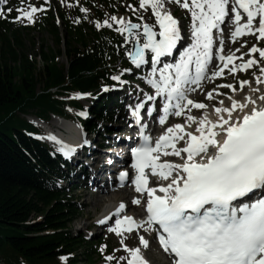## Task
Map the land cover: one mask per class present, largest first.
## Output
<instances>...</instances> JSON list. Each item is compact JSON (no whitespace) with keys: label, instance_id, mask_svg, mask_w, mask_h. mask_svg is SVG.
Instances as JSON below:
<instances>
[{"label":"snow or ice","instance_id":"obj_1","mask_svg":"<svg viewBox=\"0 0 264 264\" xmlns=\"http://www.w3.org/2000/svg\"><path fill=\"white\" fill-rule=\"evenodd\" d=\"M64 2L61 0V3ZM138 2L139 9H151L159 26L158 32L154 30V25L133 23L130 19L115 15L102 22L97 21L95 27L112 28L115 23L119 25L115 29L117 32L127 34L126 40L135 38L134 51L126 50V54L137 69L151 63L147 83L156 90L157 96H163L166 101L159 123L164 124L170 114L177 117L186 115L189 126L192 123L197 125L195 132L198 135L185 131L181 124H174L153 143L150 135L143 134L146 125L141 124L142 142L131 148V167L135 177L130 182L137 193L147 194V219L138 223L132 216L119 218L126 207L121 203L116 211L118 218L115 226L109 227L108 231L121 236L124 232L131 233L148 225V230L158 233L163 250L173 255L174 264H264V103L257 104L251 97L246 98V102L229 97L232 100L230 107L223 106V101H220V106L215 108V121L209 120L206 114L198 119L185 113V109L191 111L189 105L196 109L206 108L205 104L188 98L187 86L191 84L200 87L201 81L207 77L208 65L213 59L214 30L222 32V25H234L231 31L233 41L245 35H256L258 39H264V0ZM24 3L25 0H21V4ZM168 4L180 5L191 16L192 42L179 52V59L175 62L162 60L173 56L182 39L180 20L172 15L166 7ZM132 10L136 11L135 8ZM11 11L12 8L7 9V12ZM16 11L18 15L14 20L33 23L35 13L44 11V7L37 8L28 4L27 8L21 6ZM81 11L87 13L89 9L81 7ZM4 15V10L0 9V17ZM138 19L143 20L144 17L139 16ZM141 29L144 39L142 44L138 31ZM249 52L259 53V57L264 59L262 48L253 45ZM219 53L218 59L223 66L213 70L209 79L223 76L224 69L236 59L234 54H222V40ZM258 63L255 58H250L239 66L234 65L229 71L235 73L237 68L247 70ZM161 64L162 67H157ZM131 71L130 68L123 69L120 75H113L111 79L121 85L128 84L121 76ZM259 71L264 74V66ZM248 83L247 80L242 81L241 88ZM257 83L264 81L257 77ZM222 86L235 91L232 84ZM102 90L107 92L109 88L105 86ZM213 91L215 89L206 94L208 99H213ZM145 98L148 101L155 99L147 93ZM258 99L264 102V94ZM249 104L252 107L245 111ZM129 107L132 117L140 121L145 104L137 103ZM51 139L56 141L54 136ZM179 141H184V146L177 148ZM56 142L61 143L60 150L64 156L71 159L76 149L60 141ZM89 143L85 137L83 144ZM182 153H186V157ZM161 155L180 157L183 162L162 161ZM149 175L167 183H157L150 187ZM119 179L122 182L129 179L128 172H121ZM132 203L139 205L141 200L136 198ZM139 242L145 248L148 247L149 242L144 236H139ZM120 243L127 257L110 255L106 258L108 261L115 260L117 264H148L139 247H129L123 239Z\"/></svg>","mask_w":264,"mask_h":264},{"label":"trees","instance_id":"obj_2","mask_svg":"<svg viewBox=\"0 0 264 264\" xmlns=\"http://www.w3.org/2000/svg\"><path fill=\"white\" fill-rule=\"evenodd\" d=\"M94 14L101 19L104 11L95 9ZM64 23L69 37L65 43L53 16L36 28L48 32L56 46L43 44L38 57L46 64L42 72L24 51L26 28L0 19V264H61V257L69 254L74 255L72 264L80 258L93 264L100 257L94 248L99 242L70 230L79 211L60 185V157L53 158L48 145L31 137L40 130L20 117L30 110L47 119L51 113L65 114V106H79L63 101L66 92H95L109 82L115 41L105 34L101 41L95 34L97 40L91 42L85 24ZM63 56L66 65L60 64ZM40 81L42 94L36 91Z\"/></svg>","mask_w":264,"mask_h":264},{"label":"rangeland","instance_id":"obj_3","mask_svg":"<svg viewBox=\"0 0 264 264\" xmlns=\"http://www.w3.org/2000/svg\"><path fill=\"white\" fill-rule=\"evenodd\" d=\"M38 1H40V0H25V3L22 5L21 0H10L5 7L4 6L5 2H3V0H1L0 1V9L4 10L5 15H8V13H9V12H7L8 8L13 9V7L19 8L21 6L27 8L28 4L35 5ZM98 1L99 0H97L96 4H98ZM109 1L111 2V4L114 5V0H109ZM44 3H45V0H44ZM106 4L108 7V12L110 13L112 11V8L114 9L115 6L110 7L109 3H106ZM47 5L51 8L52 11H54V13L59 14V15L64 13V12H69V13L75 12L76 10H81V7H83V3H81V0H65L64 3H61V0H48ZM69 5H72V6L69 7ZM129 6H131V5L129 4L128 1H127L126 5H122L121 8L125 9V12L128 11L129 13L127 15H126V13H124L123 15H120L117 17L118 18H124V19H129V17H130L131 18L130 20L132 22L141 23V24L142 23H148L150 25H154L155 26L154 30L158 32V27H157V24L155 21V16L152 14L150 8L148 9L149 13L145 14V11L143 9H142V12H139L137 9L135 12H133V10H132L133 7L132 6L129 7ZM166 7H168L171 12H173L174 10H177L180 12V15H182L181 10L177 9V7H175L174 4L172 6H171V4H168V5H166ZM15 12L17 13L16 10H15ZM139 16H143L144 19L139 20L138 19ZM36 18L37 17L35 16V21L33 23H29L26 20H24L23 22H21V21H18V22L23 23V25H26L28 27L30 25H33L36 22ZM71 21H72V17H71ZM58 24H59V27H60V30H61L63 36L65 37V39H67L68 37L66 36L65 29L62 25V22L59 21ZM113 25H115V24H113ZM116 28H117V25L115 26V29ZM99 29H97L96 31H98ZM101 29L106 30L104 27H102ZM115 29L114 28H108V30L113 34L114 37L117 36L121 39L120 40L121 45L119 46V48L122 51L119 52L120 53L119 57H117L116 59H123L124 57L127 58L128 56L126 54V50L131 51L135 38L132 37V38H128L126 40V35L120 36V33L117 32ZM138 31L141 34V41L140 42L142 44V43H144V39H143V35H142V29L138 30ZM91 38H94L92 36V34H91ZM22 39L24 41L25 53L29 56L30 60L37 61L38 70H41L43 72L45 70L46 64L43 62V60H38V57L41 53L42 45L48 44L49 47L55 49L56 47H55L54 41L46 33H36V32L29 33L28 31H23ZM240 46H242V45H240ZM2 49H3V43L1 40V36H0V61H1V56H2ZM128 59L129 58H127V60L123 59L120 62V65L117 66V68L118 69L124 68L126 66V63L127 64L129 63ZM66 63H67V59H66V56H64L63 58L60 59V64H66ZM123 74L127 75V76H132V75L134 76L133 72H130V73L127 72V73H123ZM135 78H136V76H135ZM130 83L133 84L134 89H144L145 88L144 83H142V82L140 85H137L135 83V81L130 82ZM256 87H258V86H256ZM43 88H44V83H43V81H40L37 85V88H36L37 93L42 94ZM256 89H258V88H256ZM258 90H260V89H258ZM202 98H203V100H205L207 98V95H204ZM80 101L83 103V105L88 106L89 99L80 100ZM129 103H130L129 100L125 101L126 107L129 105ZM215 104H217V103H215ZM29 112H31V113L20 114V116L23 118H26L28 121H30V120H32L31 118L33 117L32 112H35V110H30ZM60 123L63 124V122L61 120H57L56 117H51L49 122H48V124L50 125L51 128H54V126H52L53 124L56 125V124H60ZM118 124H120V122H118ZM64 125H68V124L64 123ZM42 138L48 144H50L52 147L57 146L56 143H52L50 141L49 137L42 136ZM81 184H82L81 189L79 188L78 190L74 191L75 193L73 194L75 197L73 202L78 206V209L80 211V215L77 218V220H75L71 224L70 227H71L72 231L76 235L83 233L85 236H87V238L93 239V240L98 239V237H100V238L103 237L105 239L106 243L110 244L111 247L113 248V253L111 256H115V257L125 256V257H127V254L124 251V247H123V245H121L120 241L123 239L124 244H127V243L138 244L136 237H127L125 239L124 238H116L114 236L106 234L105 232H100L97 228H96L94 233L91 232L96 220L99 218V216L101 215L103 210H105V208H106V211H109L110 207L112 208L116 204V202H114L115 200L110 201L108 203L106 202L104 205L102 204V205H99L98 207H96L95 206V200L97 198H95V195L94 196L81 195L85 189H88V187L85 186L84 183H81ZM89 190H87V192L90 193ZM107 195L109 196L110 194L108 193V194L103 195V196H107ZM103 198L106 200V197H103ZM117 204L119 205L121 203L118 202ZM148 246L151 247L153 249V251L148 252V253H143L144 258L149 259V260L155 262L156 264H158V262L160 260H163L162 259L163 257L157 252L156 248L152 245L151 240L149 241ZM111 263L117 264V262L115 260L111 261ZM121 264H124V262H121Z\"/></svg>","mask_w":264,"mask_h":264},{"label":"bare ground","instance_id":"obj_4","mask_svg":"<svg viewBox=\"0 0 264 264\" xmlns=\"http://www.w3.org/2000/svg\"><path fill=\"white\" fill-rule=\"evenodd\" d=\"M256 86H258L259 88H262L261 83H257V82L256 83H253L252 84V87H251V91H250L251 92V95H252V92L255 90L254 88ZM246 90H249V86H246ZM247 94H248V91L246 93H243L244 96L247 95ZM246 98H248V97H245V100H246ZM252 99H255L257 101V104H262L263 103L262 101H260L257 98L256 95ZM230 106H231V103L229 104V107ZM251 107H252V105L249 104L248 105V108H246L245 111H248ZM211 114L214 115V116H216L215 109H213L211 111ZM235 114L236 113H234V115ZM226 115L227 114H225V116ZM200 118H202V116ZM195 128H196V125L192 129V132L193 133L195 132ZM197 135H198V133H197ZM104 158H105V156H103V155H102V157L100 156V157L96 158L95 159V163H94L95 165H93V166H95V168H93V166H92V171H91L90 178L93 180V183L95 185H99L103 181V179H102L103 178V175H104L105 171H107L109 169V167L104 163V160H103ZM98 163L101 164V165L100 166H96V164H98ZM109 194H110L109 196L108 195L107 196H103L104 193H102V194H96L95 195V198H97V199L95 200V206L98 207L99 205H102V204L104 205L106 202L108 203V202L114 201V200L115 201H121V200L126 201V200H128L127 192H126L125 189H122V190H113ZM103 197H106V200ZM130 204L131 203L127 201V204L125 205L126 206L125 207L126 210L127 209L129 210V207H130V211H133V212H136L138 214H141V208L140 207L132 206V204L131 205ZM111 213H112V211L109 210L108 213H107L108 215L106 214L107 215L106 218Z\"/></svg>","mask_w":264,"mask_h":264}]
</instances>
